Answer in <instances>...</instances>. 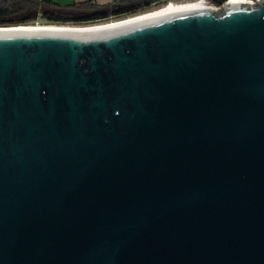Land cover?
I'll return each instance as SVG.
<instances>
[{
    "label": "water",
    "instance_id": "obj_1",
    "mask_svg": "<svg viewBox=\"0 0 264 264\" xmlns=\"http://www.w3.org/2000/svg\"><path fill=\"white\" fill-rule=\"evenodd\" d=\"M10 27L0 264H264V0Z\"/></svg>",
    "mask_w": 264,
    "mask_h": 264
},
{
    "label": "trees",
    "instance_id": "obj_2",
    "mask_svg": "<svg viewBox=\"0 0 264 264\" xmlns=\"http://www.w3.org/2000/svg\"><path fill=\"white\" fill-rule=\"evenodd\" d=\"M216 3L220 0H216ZM136 5L110 3L100 5L94 0H83L66 5H59L54 0H0V25H17L36 15L45 20L72 21L95 20L110 14L132 12Z\"/></svg>",
    "mask_w": 264,
    "mask_h": 264
},
{
    "label": "bare ground",
    "instance_id": "obj_3",
    "mask_svg": "<svg viewBox=\"0 0 264 264\" xmlns=\"http://www.w3.org/2000/svg\"><path fill=\"white\" fill-rule=\"evenodd\" d=\"M211 7L210 4L204 2L203 0H190L186 2H167L158 8L148 10L146 12H138L128 15L127 17L111 20L107 22H98V23H90V24H82V25H60V24H49V25H11L12 29H51V30H64V29H75L79 31H83L85 29H98L101 27H108L111 25H123L125 23H130L132 21H136L138 19H143L152 15H158L167 11H172L175 9H183L188 7ZM88 31V30H86Z\"/></svg>",
    "mask_w": 264,
    "mask_h": 264
},
{
    "label": "built area",
    "instance_id": "obj_4",
    "mask_svg": "<svg viewBox=\"0 0 264 264\" xmlns=\"http://www.w3.org/2000/svg\"><path fill=\"white\" fill-rule=\"evenodd\" d=\"M181 1H190V0H112L111 3H114V4H119V5H136L138 4L139 2H142V5L140 6H137L134 11L132 12H135V10H139V9H143L145 7H151L152 8H155V7H158L164 3H167V2H181ZM204 2H207L208 4L211 5L212 8L214 9H217L218 7H220L223 2L225 1H229V0H220V2L216 3L215 1L216 0H203ZM244 1H249L250 3L254 4L256 3L258 0H244ZM123 13H131L130 11L129 12H121V13H118V14H110L106 17H103V18H100V19H95V20H91V21H94V22H101V20H110L112 17L116 16V15H120V14H123Z\"/></svg>",
    "mask_w": 264,
    "mask_h": 264
},
{
    "label": "rangeland",
    "instance_id": "obj_5",
    "mask_svg": "<svg viewBox=\"0 0 264 264\" xmlns=\"http://www.w3.org/2000/svg\"><path fill=\"white\" fill-rule=\"evenodd\" d=\"M112 2V0H103L102 3H100V5H107L110 4ZM181 2H186V1H181ZM160 7V6H159ZM158 8V7H156ZM155 9V8H153ZM148 10H151V7H145L143 9H139V10H135V12H131V13H123L120 15H116L114 17H112L110 20H101V22H107V21H111V20H116V19H120V18H124L127 17L128 15H132L138 12H146ZM90 23H98V22H94L91 20H83V21H79V22H72V21H53V20H45L43 18H41L40 16L36 15V17H34L33 19L30 20H26L25 22L19 23L17 25H49V24H60V25H82V24H90Z\"/></svg>",
    "mask_w": 264,
    "mask_h": 264
},
{
    "label": "crops",
    "instance_id": "obj_6",
    "mask_svg": "<svg viewBox=\"0 0 264 264\" xmlns=\"http://www.w3.org/2000/svg\"><path fill=\"white\" fill-rule=\"evenodd\" d=\"M56 3H58L59 5H66V4H71V3H75V2H80L83 0H54ZM96 3L100 4L103 2V0H94Z\"/></svg>",
    "mask_w": 264,
    "mask_h": 264
}]
</instances>
